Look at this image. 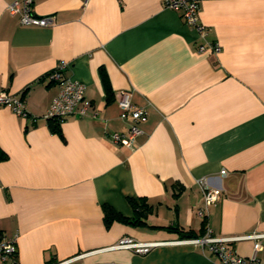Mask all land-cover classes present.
<instances>
[{"label": "crops", "instance_id": "0c3cea01", "mask_svg": "<svg viewBox=\"0 0 264 264\" xmlns=\"http://www.w3.org/2000/svg\"><path fill=\"white\" fill-rule=\"evenodd\" d=\"M12 1L0 0V88L30 115L0 106V237L18 234L15 264H220L182 234L264 231V0H200L205 38L165 0H34L50 26L22 24ZM205 41L221 51L199 52ZM61 60L90 105L56 122L44 115ZM123 90L148 111L134 150L111 138L129 127ZM203 176L225 191L206 217ZM125 236L164 243L107 249ZM229 246L254 252L251 239Z\"/></svg>", "mask_w": 264, "mask_h": 264}, {"label": "built area", "instance_id": "2783aa9c", "mask_svg": "<svg viewBox=\"0 0 264 264\" xmlns=\"http://www.w3.org/2000/svg\"><path fill=\"white\" fill-rule=\"evenodd\" d=\"M88 0H85L87 3ZM168 8L181 11L183 20L190 26L195 27L200 36L205 38L208 27L200 22L201 5L200 0H165ZM34 0H14L9 3L8 9L13 15H19L20 22L26 25L50 26L54 24V15H39L33 10ZM211 50L213 53L221 51V45L214 41H205L198 45L199 52ZM68 62L61 60L56 68L48 74L52 82L57 83L59 91L53 98L44 117L48 120H64L70 115H86L90 102L85 97L86 84L74 79L66 74ZM0 106H7L16 114L28 118L29 112L26 109L23 99L17 95H11L6 90L0 88ZM121 109L120 116L129 121V127L123 132L111 134L113 142L127 146L129 149L136 148L135 139L141 132L140 124L148 119V111L145 107L136 106L132 100V91L123 90L119 99ZM95 115V114H94ZM224 177L226 169L220 171ZM198 183L204 195V206L198 208L197 212L201 216L208 215V208L211 204L221 200L225 194L222 186L214 185L209 176L199 178ZM18 234L8 237H0V264H15L17 254ZM251 239L254 241V252L251 256H242L234 248L229 246L231 242ZM264 231H256L239 236H222L206 229L204 234L194 237H186L180 242L190 243L198 247H208L212 252L220 256V264H264V258L258 256V252L264 250ZM161 241H141L125 236L107 249H131L138 253H147L152 248L163 244ZM86 255L81 254L79 257ZM73 259V258H72ZM67 261V260H66ZM66 261L57 264H64Z\"/></svg>", "mask_w": 264, "mask_h": 264}, {"label": "trees", "instance_id": "16d2710c", "mask_svg": "<svg viewBox=\"0 0 264 264\" xmlns=\"http://www.w3.org/2000/svg\"><path fill=\"white\" fill-rule=\"evenodd\" d=\"M52 120L56 121V122H59V120H57V119H52ZM55 130L58 131L59 127L57 126ZM7 156H8L7 152L0 146V162L5 160L7 158ZM131 203H132V206L134 207V209L136 211H139L137 213V215L134 217V220L132 221V223H134V224H145L146 222L142 218V213L147 210L146 207L143 206V205L137 206L133 202V200H131ZM103 209H104L105 217H106V220L108 221V223H110L113 218L118 217L116 212L114 211V209H112L110 206L106 205V206L103 207ZM177 230H179L182 233V230H180L178 228H177ZM194 236H199V235H196V234H193V233H190V232H188L186 234H182V237H194Z\"/></svg>", "mask_w": 264, "mask_h": 264}]
</instances>
